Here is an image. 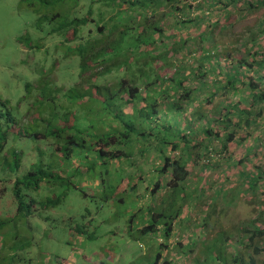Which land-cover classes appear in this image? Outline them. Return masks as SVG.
Here are the masks:
<instances>
[{"label": "trees", "instance_id": "obj_1", "mask_svg": "<svg viewBox=\"0 0 264 264\" xmlns=\"http://www.w3.org/2000/svg\"><path fill=\"white\" fill-rule=\"evenodd\" d=\"M190 1H21L34 19L18 39L23 90L0 93V209L14 212L0 213V264H41L42 231L60 239L65 227L78 245L98 237L92 223L54 214L72 188L88 195L82 177L120 200L127 187L146 198L127 221L128 264H264V169L251 162L264 129L240 132L264 127V25L234 52L220 35L238 22L219 21L235 3L250 12L264 0ZM63 115L73 121L53 128ZM220 159L234 182L204 175ZM217 198H247L255 215L236 235L209 234Z\"/></svg>", "mask_w": 264, "mask_h": 264}, {"label": "rangeland", "instance_id": "obj_2", "mask_svg": "<svg viewBox=\"0 0 264 264\" xmlns=\"http://www.w3.org/2000/svg\"><path fill=\"white\" fill-rule=\"evenodd\" d=\"M21 1L22 0H0V93L8 96H10V93L16 95L20 94L23 90V86L18 79L25 75L24 72L27 68L23 66L21 62L25 50L18 43V39L29 27H31V20L34 19L32 11L25 5H22ZM197 1L198 0H191L190 2L196 5ZM253 2L257 4L258 0H253ZM245 9V5L235 3L231 7L232 14L230 17L224 18L223 16L219 18L220 24L222 25L226 24V22L230 24L238 22L236 26L234 24V26L230 28L227 27L229 29L227 30L228 33L220 35L221 40L224 43H228V47L234 52L236 50H243L248 46V43H252L250 41L251 37H256L260 40L257 33L260 32L264 25V16H262L264 8L254 9L250 12H245ZM206 13H210V8L206 10ZM211 13L213 14L212 16H214L215 11L213 10ZM244 15H246L245 18H243ZM240 18H243V20L239 21ZM215 29H218V25ZM240 37H244L245 41L239 40ZM248 59H251V56H249ZM261 71L264 72L262 67ZM222 99L223 97L221 95H217L213 98L212 102L204 101V104L205 106L214 108ZM29 117L30 114H28L25 120ZM71 119V115L67 117L65 115L61 117L57 116L52 127H64L66 120L71 122L73 121ZM263 129L264 127H258L257 129L253 127L248 130L244 128L240 132L246 134L253 131V134L250 135V139H253L255 132H260ZM256 150L257 151H254L251 156L252 169L262 171L264 169V148L258 146ZM28 159L29 158H25V162H27ZM219 164L223 165L220 170L215 171V168L211 170L207 169L208 172H205L204 175L212 173L214 177L212 179L213 181L218 180L221 182L225 179V181L228 180L226 184L234 182L236 178L233 175V171L224 168L222 159H220ZM241 168L243 170L245 169L244 166ZM23 171H25L24 168H22V172ZM132 179H135V176H133ZM79 182L88 195L84 197L81 192L72 188L66 200L56 208L54 214H56L57 217H63L66 221L69 215L73 217L71 220L74 221L76 219L78 223L87 226H91L90 224L92 223V226L98 231V237L92 241L88 240L84 245L80 243L78 245L76 244V240L78 239H76L70 231L68 232L65 227L60 228L62 232L60 239L47 238L42 231L46 246H37L42 252L38 261L41 264H101L102 262H106L107 264L124 262L128 264L130 262L129 258H132V255L126 252V250L132 249L136 243L126 242L123 244L128 236L127 221L135 212V208L140 207V204L144 205L146 198L142 195L141 198L137 199L136 194L127 187L126 193L123 195L124 200H120L116 198L117 192L113 193L110 188L101 186L95 178L87 179V177H82L79 179ZM208 194L209 197L213 195V199L217 197L213 193L212 188L208 190ZM209 197L207 196L206 199H209ZM216 207L217 209H211L213 216L210 219V221H212L208 233L214 234L223 229L228 235H236L239 223L254 217V207H256V205L253 201L252 203L248 201L247 198H242L240 202L237 201L236 205L233 206L229 205L228 201L225 202L217 198ZM206 211L207 209H197L195 211V217H198L197 214H205ZM0 213L2 214V218L5 219L9 216H14V212L10 213L6 211V213H4L3 209H0ZM185 216L187 217L186 214L184 217ZM191 217H189L190 221ZM38 230L37 227V231ZM178 232L180 233L181 230L179 229ZM69 237L71 238L69 239ZM68 239L74 241L68 244L66 242ZM130 240L134 241L133 239ZM116 245H118V247H116ZM117 248L120 251L125 249V251L119 252ZM109 251H113L112 255H115V257H112V255L109 256ZM146 253H148V250L144 248L137 255ZM37 254L38 252L35 251L32 257L37 259ZM137 255H133V258ZM191 263L192 261H189V259L186 261V264Z\"/></svg>", "mask_w": 264, "mask_h": 264}, {"label": "clouds", "instance_id": "obj_3", "mask_svg": "<svg viewBox=\"0 0 264 264\" xmlns=\"http://www.w3.org/2000/svg\"><path fill=\"white\" fill-rule=\"evenodd\" d=\"M33 253H34V252H33ZM33 253H32V250H31V252L29 253V255L32 256Z\"/></svg>", "mask_w": 264, "mask_h": 264}]
</instances>
